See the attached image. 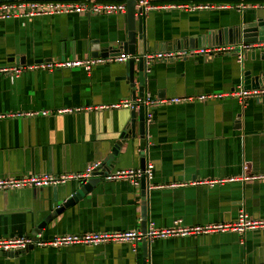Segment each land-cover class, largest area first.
<instances>
[{
	"label": "crops",
	"instance_id": "crops-1",
	"mask_svg": "<svg viewBox=\"0 0 264 264\" xmlns=\"http://www.w3.org/2000/svg\"><path fill=\"white\" fill-rule=\"evenodd\" d=\"M148 1L157 8L143 14L142 28L146 39L157 46L150 44L146 53L178 50L179 39L195 42L196 36L209 29L254 17L256 7L264 5V1L197 0L245 7L191 11L171 5L196 0ZM126 27L125 13L0 18V68L101 56L103 48L123 39ZM135 29L137 33V20ZM210 46L225 45L183 49ZM259 53L255 50L256 56ZM250 65V51L242 62L233 52L157 61L147 71L144 94L167 98L231 92L239 84L244 87L243 73ZM123 75L124 61L98 64L90 71L27 69L13 78L0 73V114L66 110L31 118H0V177L77 172L97 160L105 171L140 168V139L131 150L112 160L106 157L121 123L130 117L131 108L106 107L132 100ZM137 87L136 80V95ZM145 136V163L154 164L145 207L139 185L125 179H101L38 231L42 238L143 230L144 216L146 225L152 222L159 228L174 220L184 225L230 223L241 211L252 219H264V179H238L264 173V97L156 106ZM225 178L235 179L220 181ZM79 185L71 180L55 188L0 191V238L37 233L34 228L51 211L54 193L61 203ZM143 258L146 264H261L264 228L243 234L230 231L154 239L146 252L142 242L32 247L13 255L0 253V264H143Z\"/></svg>",
	"mask_w": 264,
	"mask_h": 264
},
{
	"label": "built area",
	"instance_id": "built-area-1",
	"mask_svg": "<svg viewBox=\"0 0 264 264\" xmlns=\"http://www.w3.org/2000/svg\"><path fill=\"white\" fill-rule=\"evenodd\" d=\"M172 7H182L186 10H211V9H226L236 7L238 10L244 8L243 3L233 4L231 2H215V1H197L194 3L171 5ZM264 6V5H263ZM136 9H141L138 14L142 15L150 9L157 8L152 6L148 0H136ZM126 11V2H108L99 0H22V1H5L0 3V18L8 19L13 17L32 18L36 16L54 15V14H69L78 13L83 15L90 14H124ZM247 44L240 45H225V46H210L194 49H178L146 53L144 55L145 63L149 67L157 61L176 60L185 58L194 54H217L219 52L235 53L238 62L243 61V49ZM128 58L125 53L109 56H95L87 58H70L57 61H43L31 65L13 66L11 68H0V73L8 74L11 78L17 76L22 71L27 69L38 70H54L60 68H83L90 71L93 66L98 64L123 62ZM248 96L264 97L263 89H246L242 84L237 85L236 89L227 93H203L195 95H179L167 98H155L150 93L144 94L142 99L132 101L124 99L119 103L112 104L110 108L123 107L132 108L135 103L137 106L142 104L146 111V123L152 119L153 109L156 106L163 104H179L187 102H206L208 100L220 99L223 97H234L243 101ZM90 109V108H88ZM66 110H28L17 111L12 113L0 114V118H31L36 116H46ZM102 169V162L97 160L85 166L82 171L77 172H62V173H41V174H21L18 176L0 177V191L18 190L23 188H55L63 185L68 181L86 182L95 173ZM154 164L146 162L145 167L141 168H126L115 171H106L101 175V179L105 181L111 180H128L132 185L138 186L140 178L145 176L148 180L152 177ZM235 178H225L220 181H231ZM239 180H257L264 179V173L246 175L238 178ZM181 185L171 184L170 186ZM264 219H252L246 213L240 212L237 219L230 223H207L184 225L181 220H174L170 226L156 227L152 222L146 225L144 230H113V231H95L84 232L81 234H59L49 240L42 238L40 233L32 235H23L15 237L0 238V253H15L32 247H55L70 245H96L107 242H129L136 244L142 241H152L154 239H166L185 236H201L209 233L217 232H236L243 234L247 230L263 229Z\"/></svg>",
	"mask_w": 264,
	"mask_h": 264
},
{
	"label": "water",
	"instance_id": "water-1",
	"mask_svg": "<svg viewBox=\"0 0 264 264\" xmlns=\"http://www.w3.org/2000/svg\"><path fill=\"white\" fill-rule=\"evenodd\" d=\"M5 1H22V0H0ZM31 1V0H30ZM49 1V0H45ZM63 1V0H59ZM76 1V0H71ZM197 1V0H196ZM225 1H239V0H225ZM264 1V0H255ZM254 17L249 19H244V17L237 19L230 26H220L213 29L207 30L204 34L196 36L195 42L192 38L179 39L177 41V47L179 49L189 48L193 46H205L207 45H254L247 46L243 49L244 57L246 53L250 51L251 65L243 73V83L246 89H259L264 88V6L256 7ZM141 9H136V0L126 1V11L125 18L127 21L126 31L124 33L123 39L119 40L114 46H106L101 51V56L118 55L120 50L125 51L128 58L124 61V75L121 77L124 79L125 83L132 94V101L136 98L142 99L144 96V90L146 85V74L148 67L145 63L144 55L149 51L148 47L151 44L149 40L146 39L142 28V15L138 14ZM137 20L139 31L136 33L135 22ZM153 47L157 46V42H152ZM117 46V47H116ZM151 46V47H152ZM141 47V49H140ZM255 50H260L258 56L255 55ZM112 52L111 54H108ZM115 52V53H114ZM92 56H99L97 53ZM138 81V94H135V81ZM145 107L142 104L138 106L134 103L130 111V117L127 122H122L121 129L114 140L110 152L107 154V158L112 160L122 152L131 150L135 140L140 139L139 147L141 150L140 157V168L145 167V156L143 155L146 148V120H145ZM106 171L101 169L95 173V176L88 179L86 182H79V186L75 187L74 190L66 196L64 201L58 203V195L54 193L53 195V206L51 211L36 225L34 228L35 232L41 231L46 225L58 214L63 208L72 204L78 197L83 195L90 187L101 180V175ZM141 190L142 204L145 207V195L148 187V179L145 176L140 178L139 184ZM144 212V211H143ZM143 227L146 228V216L143 217ZM148 241H142L143 251H147ZM32 248L29 246L26 251ZM19 251V252H22ZM15 252L13 254H16ZM12 254V255H13ZM143 264L145 263V258H143ZM264 264V263H261Z\"/></svg>",
	"mask_w": 264,
	"mask_h": 264
},
{
	"label": "trees",
	"instance_id": "trees-1",
	"mask_svg": "<svg viewBox=\"0 0 264 264\" xmlns=\"http://www.w3.org/2000/svg\"><path fill=\"white\" fill-rule=\"evenodd\" d=\"M122 1V0H120ZM246 2H252V3H256V2H259V1H255V0H245Z\"/></svg>",
	"mask_w": 264,
	"mask_h": 264
}]
</instances>
